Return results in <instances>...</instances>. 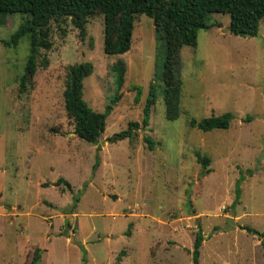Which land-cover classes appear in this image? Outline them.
I'll use <instances>...</instances> for the list:
<instances>
[{"label": "rangeland", "instance_id": "rangeland-1", "mask_svg": "<svg viewBox=\"0 0 264 264\" xmlns=\"http://www.w3.org/2000/svg\"><path fill=\"white\" fill-rule=\"evenodd\" d=\"M23 22L16 14L0 25V264H32L37 249V264H194L199 230L200 264H264V20L257 37L241 38L229 33V14H213L197 46L181 50L175 121L162 79L166 42L151 18L136 17L131 50L115 56L104 51L103 15L85 31L54 19L52 47L24 92L29 37L4 44ZM85 62L94 66L85 100L97 112L114 107L97 145L75 135L64 103L68 68ZM117 62L126 66L119 102ZM151 91L150 126L115 141L141 123ZM225 113L234 115L228 130L189 125ZM197 153L210 159L206 169ZM60 179L72 189L54 186Z\"/></svg>", "mask_w": 264, "mask_h": 264}, {"label": "trees", "instance_id": "trees-1", "mask_svg": "<svg viewBox=\"0 0 264 264\" xmlns=\"http://www.w3.org/2000/svg\"><path fill=\"white\" fill-rule=\"evenodd\" d=\"M19 14L24 22L19 30L4 42L6 47H17L21 40L28 36L30 54L21 78V91H25L36 74L39 57L42 51L52 47L50 40V23L56 18H73L78 27L85 31L90 19L101 14L105 18L104 51L106 55H125L132 48L135 19L139 15L151 18L155 28V38L165 40L167 56L162 79L165 84V101L167 118L175 121L179 118L182 92V79L179 73L180 52L184 47H196L198 33L210 28L213 14H229V33L235 37L255 38L259 34L260 23L264 20V0H0V25L7 17ZM49 62L44 60L43 67ZM94 72L90 62L72 65L67 70L64 103L67 115L74 123V133L85 142L97 145L106 131L107 119L113 111L110 105L104 112L95 111L84 98V81ZM115 76L117 94L113 101H121V93L126 82V66L117 62L112 67ZM138 100V99H137ZM154 95L143 110L141 123L131 122L128 129L114 135L115 141H123L134 137L136 130H147L150 126L151 108L154 105ZM113 104V103H112ZM250 116L246 120H251ZM234 115L225 113L211 116L201 121L191 120V128L203 132L213 130H228ZM149 149H153V141L145 137ZM198 162L204 169L210 159L196 154ZM98 163L94 169L97 168ZM244 180L240 179L239 184ZM64 184L69 190L71 184L65 179L58 180L54 186ZM237 200L241 190L236 189ZM79 198L74 200L77 203ZM131 228V227H130ZM247 232L257 235L252 228H244ZM130 232H128L129 235ZM205 238L199 230L193 250V263L200 264L201 247ZM42 251L37 249L32 264L41 259ZM118 262H121L120 256Z\"/></svg>", "mask_w": 264, "mask_h": 264}]
</instances>
